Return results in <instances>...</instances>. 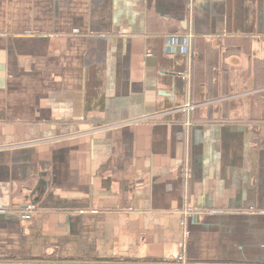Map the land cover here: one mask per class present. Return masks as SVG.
I'll return each mask as SVG.
<instances>
[{
    "label": "crops",
    "instance_id": "0c3cea01",
    "mask_svg": "<svg viewBox=\"0 0 264 264\" xmlns=\"http://www.w3.org/2000/svg\"><path fill=\"white\" fill-rule=\"evenodd\" d=\"M256 62L264 0H0V264H264Z\"/></svg>",
    "mask_w": 264,
    "mask_h": 264
},
{
    "label": "trees",
    "instance_id": "16d2710c",
    "mask_svg": "<svg viewBox=\"0 0 264 264\" xmlns=\"http://www.w3.org/2000/svg\"><path fill=\"white\" fill-rule=\"evenodd\" d=\"M199 59V57L195 56V59L193 60V62H197ZM255 73H256V76H255V87L257 88H262L264 87V65L260 62H256L255 64ZM207 72V70H206ZM205 71H202L200 70L199 71V74L200 76L198 75V73L195 72V66H194V63H193V82L198 83L200 84V82H204L206 78H202V77H207V73ZM195 73H196V76H195ZM201 79H200V78ZM256 98H257V103L259 104V106L262 108V110L264 111V92L262 93H259L256 95ZM255 140H264V129L261 128L260 131L256 132L254 134V137H253ZM33 258H29V257H22V256H17V255H1L0 254V260H4V261H10V262H20V261H25V260H31ZM37 260H40V261H50V260H55V258H39ZM56 260L58 261H64V259H61V258H56ZM79 262H83V260H79ZM115 262H122V261H115Z\"/></svg>",
    "mask_w": 264,
    "mask_h": 264
},
{
    "label": "built area",
    "instance_id": "2783aa9c",
    "mask_svg": "<svg viewBox=\"0 0 264 264\" xmlns=\"http://www.w3.org/2000/svg\"><path fill=\"white\" fill-rule=\"evenodd\" d=\"M179 76H181V78L184 79L186 82H189L190 78H191V68H190V66L187 67V69L184 72L180 73ZM184 107H185V109H188V108H192L193 106H192V104L187 103ZM32 211H33V207L32 206H28L27 209L22 213V217L24 219H29L31 217V212ZM200 213H201L200 210H196V209H193L191 207H186L185 210L182 212V215H183V217L186 218V217H190V216H193V215H198ZM177 262L185 263V261L183 260L182 256L178 257V261Z\"/></svg>",
    "mask_w": 264,
    "mask_h": 264
},
{
    "label": "water",
    "instance_id": "95a60500",
    "mask_svg": "<svg viewBox=\"0 0 264 264\" xmlns=\"http://www.w3.org/2000/svg\"><path fill=\"white\" fill-rule=\"evenodd\" d=\"M159 94H167L166 91H160Z\"/></svg>",
    "mask_w": 264,
    "mask_h": 264
},
{
    "label": "rangeland",
    "instance_id": "374dc122",
    "mask_svg": "<svg viewBox=\"0 0 264 264\" xmlns=\"http://www.w3.org/2000/svg\"><path fill=\"white\" fill-rule=\"evenodd\" d=\"M190 104H192V103H190Z\"/></svg>",
    "mask_w": 264,
    "mask_h": 264
}]
</instances>
